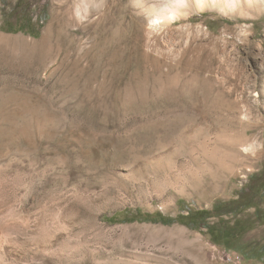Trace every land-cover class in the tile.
<instances>
[{"label":"rangeland","instance_id":"374dc122","mask_svg":"<svg viewBox=\"0 0 264 264\" xmlns=\"http://www.w3.org/2000/svg\"><path fill=\"white\" fill-rule=\"evenodd\" d=\"M17 1L0 0V264H263L123 220L264 193V0H27L36 38L2 31Z\"/></svg>","mask_w":264,"mask_h":264},{"label":"trees","instance_id":"16d2710c","mask_svg":"<svg viewBox=\"0 0 264 264\" xmlns=\"http://www.w3.org/2000/svg\"><path fill=\"white\" fill-rule=\"evenodd\" d=\"M36 11L27 0L17 1L13 9L4 15L2 31L13 34L22 32L38 37L48 17L45 11ZM252 191L242 192L234 200L217 201L211 209H197L185 201H179V214L176 217L142 215L138 212L135 217L124 219L123 222L140 220L167 226L181 224L204 234L214 245L240 254L245 260H258L264 264V244L244 240L257 225L264 224V210L261 208L264 204V193L259 195ZM252 209L253 216L242 215Z\"/></svg>","mask_w":264,"mask_h":264},{"label":"bare ground","instance_id":"6f19581e","mask_svg":"<svg viewBox=\"0 0 264 264\" xmlns=\"http://www.w3.org/2000/svg\"><path fill=\"white\" fill-rule=\"evenodd\" d=\"M207 1H211L212 4L215 2V0H193V2H195V4L198 6L197 8H201ZM227 1H228V4L229 5H232L233 1H231V0H227ZM175 13L176 12L174 10H170L168 12H159L158 13V17H157L158 19L157 20H159V17H163L164 15H168V14H171L172 16H174Z\"/></svg>","mask_w":264,"mask_h":264}]
</instances>
